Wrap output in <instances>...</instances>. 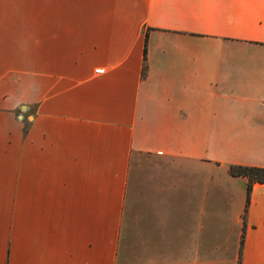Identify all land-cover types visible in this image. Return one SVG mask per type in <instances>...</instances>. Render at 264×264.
<instances>
[{"label":"crops","instance_id":"0c3cea01","mask_svg":"<svg viewBox=\"0 0 264 264\" xmlns=\"http://www.w3.org/2000/svg\"><path fill=\"white\" fill-rule=\"evenodd\" d=\"M230 164L264 167V0H0V264H264Z\"/></svg>","mask_w":264,"mask_h":264},{"label":"trees","instance_id":"16d2710c","mask_svg":"<svg viewBox=\"0 0 264 264\" xmlns=\"http://www.w3.org/2000/svg\"><path fill=\"white\" fill-rule=\"evenodd\" d=\"M147 36H148V31L146 30L145 36H144L142 76H144L146 74V70H147V63H146ZM228 171L233 176H244L248 179L246 206H245V210H244V214H243V217L245 218L246 211H247V204L249 201V194H250L253 183L264 182V167L253 166V165H243V164H230L228 166ZM243 238H244V234H242V236H241V244H240V250H239L238 264L240 263Z\"/></svg>","mask_w":264,"mask_h":264},{"label":"built area","instance_id":"2783aa9c","mask_svg":"<svg viewBox=\"0 0 264 264\" xmlns=\"http://www.w3.org/2000/svg\"><path fill=\"white\" fill-rule=\"evenodd\" d=\"M95 72L96 73H103L104 72V68H96Z\"/></svg>","mask_w":264,"mask_h":264},{"label":"rangeland","instance_id":"374dc122","mask_svg":"<svg viewBox=\"0 0 264 264\" xmlns=\"http://www.w3.org/2000/svg\"><path fill=\"white\" fill-rule=\"evenodd\" d=\"M139 164L137 163V166H138ZM137 170H139V167H137Z\"/></svg>","mask_w":264,"mask_h":264}]
</instances>
